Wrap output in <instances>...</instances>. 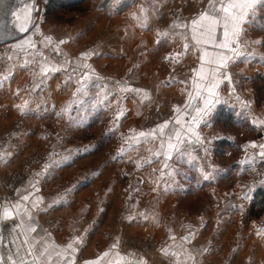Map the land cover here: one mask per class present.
<instances>
[{"label":"crops","instance_id":"0c3cea01","mask_svg":"<svg viewBox=\"0 0 264 264\" xmlns=\"http://www.w3.org/2000/svg\"><path fill=\"white\" fill-rule=\"evenodd\" d=\"M200 2L98 0V8L94 7L93 14L86 16L82 24H65L62 33L54 32L56 39L49 51L44 50L37 40L33 42L31 49L42 57V63H21L18 66L2 63V78L6 76L8 79L0 80V121L20 112L23 122L31 127L25 136L20 130V146L31 145L37 140L53 150L61 148L60 156L52 157L47 166L23 180L16 190V198L1 191V196L8 201L2 205L0 200V215L7 207L13 217L0 224V252L5 257L9 254L22 257L28 253L30 244L43 240L50 250L54 248L60 253L72 244L78 249L66 253L71 256L72 264L92 261L95 264H264L261 213L249 220L239 215L253 187L256 184L264 187V174L255 183L249 181L256 173L257 163L262 162L259 146L264 145V46L255 43L264 41V6L253 22L245 26L247 30L240 38L241 50L247 55L228 64L225 69L227 78L216 77L221 103L205 118L207 126L197 122L189 130L185 121L194 117L198 121L196 105L203 106L202 100L193 97L207 95L200 87L207 83L199 79L201 69L206 71L216 67L207 63V56L204 62L200 56L206 51L233 56L226 50L210 49L207 44H195L192 40L191 21L198 19L208 7V1L204 5ZM91 23L92 31H88ZM181 24L185 26H174ZM85 32L98 40V63H88L92 62L96 49L80 46V37ZM103 42L108 43L111 50L102 49ZM185 45H191L186 54ZM73 55L77 56L78 62L87 63L75 61L70 66L63 63ZM48 60L57 63H44ZM182 63L187 66L183 72L179 71ZM103 65L110 70L103 71ZM173 68H178L177 75L167 84V76ZM30 69H33L35 79L44 83L36 95L28 93ZM36 83L34 81L30 90ZM122 95L125 101L119 106L123 108L121 122L112 120L109 125L103 117H98V108L103 111L110 103L114 107L119 105L116 97ZM157 95L162 100H172L174 117L163 130L159 125L141 129L139 124L144 110ZM73 101L78 103V114L70 109ZM188 104L193 107L188 108ZM29 107L42 111L30 112ZM150 130H156V135H146L142 143H137L139 134ZM173 130L181 133L187 151L183 157L175 156L165 163L168 143L178 142L175 135L171 140L168 138ZM91 131L103 132L104 136L101 139L99 136L84 140L77 138L87 136ZM192 132L199 134L202 144H187L188 138L195 139ZM120 134L122 140H116ZM235 144L236 153L231 154L230 148ZM76 146L81 149V154L76 151ZM97 146L103 150L98 156L92 155ZM6 151L2 156L7 160ZM187 160L193 169L191 174L184 162ZM248 160L250 164L240 163ZM90 162L95 165L88 170L91 180L72 185L55 195L52 197L55 207L45 210L48 190L67 182L74 172L72 170L76 168L78 171L80 166H87ZM109 167L113 170L109 171ZM132 168L142 171L148 185L138 190L136 198L125 197L122 191L120 224L112 236L107 237L105 228L112 211L106 212L117 203L108 196L119 187L123 189L126 173ZM205 176L208 179H204ZM198 180L206 187L203 188ZM192 184L198 189L191 188ZM100 185L103 188L99 198L102 202L98 203L94 191ZM190 190H194L192 194L200 190L207 193L208 200L201 211L208 212V218L201 213L179 217L176 211L173 212V201H179ZM24 197L28 199L24 200ZM109 204L112 205L108 207ZM91 208L98 215L96 225L86 224L83 219ZM223 210L231 211H225L216 222L217 212ZM49 216L56 220L54 228L46 224L45 219ZM30 219L35 221L37 229L29 231L25 240L23 227L12 230L10 226L21 220L26 225ZM127 232L160 238L161 244L154 257L148 259L134 248L125 246L123 238ZM212 236L218 241V250L214 248ZM53 264H61V256L54 253Z\"/></svg>","mask_w":264,"mask_h":264},{"label":"rangeland","instance_id":"374dc122","mask_svg":"<svg viewBox=\"0 0 264 264\" xmlns=\"http://www.w3.org/2000/svg\"><path fill=\"white\" fill-rule=\"evenodd\" d=\"M48 1L49 0L34 1L36 5L35 8L36 10L33 12L34 18H33V24L31 26V31L30 34L27 37H25L24 40H22V42L0 43V80L2 79V75H3L1 70L2 63H14L17 66L21 65V63H42L40 61L41 59L39 58V56L37 54H34V51L33 49H31V46L28 47L27 50L24 49L25 51H22L21 47H16V45L22 44L25 41H30L31 44H34L33 42L37 40L39 43H41L44 50L49 51V47H51L54 44V40L56 39V37H54V32L62 33L63 32L62 30L64 28L63 26L65 24L66 25L82 24L86 16H88L89 14H93L94 11L93 8L94 7L98 8V0H84V2H82L81 4L75 7H71V5L69 4L71 0H61L65 2L64 4L70 8H65V9L57 8L53 10L50 9L51 7L50 5H48L49 4ZM200 1H201L200 5H204L208 0H200ZM42 8L43 9L46 8L47 11L50 12L49 13L43 12ZM93 16L95 17V15ZM91 18L92 17H89L90 20ZM92 25L93 23H91V25L89 26L88 31H92L91 29L93 27ZM80 44L82 48L88 47V49L91 50L94 49V51L96 49L95 51L96 53H94L91 59L92 62H88V63H98V53H97L98 40L94 39L92 35L89 36V34L85 32L82 33V37H80ZM100 47H102V49L106 51L111 50V46L106 42L101 43ZM76 57H77L76 55H73L66 62L63 61V63H68V66H70L71 63H75ZM44 63H57V61L48 60V62H44ZM77 63H81V61L80 62L77 61ZM186 67H187L186 63L180 64L179 71L183 72ZM89 70H91V68ZM102 70L109 71L110 69L108 66L103 65ZM31 71H33V69H30V71L28 72V82H27L29 86L28 93L31 92L32 94L36 95L39 92L38 88H42L44 86V83L43 81H41V79H37V78L35 79V75H33V72ZM177 71L178 68H173L170 71V75H168L166 79L167 84H170L169 82L171 81L169 80L174 79L175 75H177ZM94 74H98V73H94ZM34 81L37 82L36 86H34L32 90H30V88L34 85ZM124 97L125 96L123 95L120 98L116 97V100H118L117 102L119 105L116 104L115 107L112 103H110L109 107L107 109H104L103 111L102 108L99 107L98 117L99 118L103 117L104 120H107V123H109L112 120H117L121 122L123 108L119 106H121L125 101ZM172 103H173L172 100L169 101L162 100L161 98H159V95H157L155 100L145 108L144 116L140 121L139 127L141 129H146V128L158 126L160 124L165 123L166 121L168 122L172 120V119L166 120L164 118L165 116L168 115V111L173 112V114H175V108ZM70 109H72L71 110L72 113H77V114L79 113L80 109L77 101H73V103L70 106ZM29 110L30 112L42 111V109H38L37 107H33V108L29 107ZM20 114H21L20 112L19 114L18 113H16L15 115L13 114L12 116L9 117L8 120L0 121V192L1 191L7 192L8 194L15 196L13 198L17 197L16 190L25 178L29 177L34 171L40 169L42 166H47L48 163L51 161L52 157L61 155L60 153L61 148L59 151L57 149L53 150V148H49L46 147L45 145H41L40 142H38L37 140L32 141L31 145L20 146L21 136H22L20 130L23 132L24 134L23 136H25L26 133L31 131V127L23 122L22 119L23 115ZM104 120L101 121L104 123V126H106ZM18 126L20 128H18ZM10 133H11V137L8 138L7 136L10 135ZM94 136L96 137L99 136V139H101L104 136V134L103 132L94 133V131H91L90 134H88L87 136H77V138L84 140V139L92 138ZM122 138L123 136L121 134L120 136L119 135L116 136V140H122ZM46 139L49 140L50 137L47 135ZM113 142L114 141L109 143H113ZM105 145H107V143ZM236 147L237 145L235 144L230 148L231 154L236 153L235 150ZM6 149L8 151H6ZM102 150L103 147L98 149L97 146L96 151L92 155L95 154V156H98V153ZM3 151H6L5 154L7 155V160L4 159L2 156ZM76 151L78 152V154L82 153L79 147L76 148ZM184 162L186 166L187 165L189 166V172L191 174L193 171V169L191 168V163L188 162V160ZM90 167H95L94 162H90L89 165L87 166H80V169L78 171H76L77 170L76 168L72 170L74 172L70 171L72 172L69 175L70 180H68L65 183L58 184L54 186L51 190H48V192L46 193L48 201L44 206V209L51 210L55 207V202L52 198L55 195L65 192L72 185L79 184L81 182H89L91 180L90 171H88ZM112 170L113 168L109 167V171ZM259 171H263L264 174L263 161L261 162V165L260 162L257 163L256 173L254 174V176ZM132 172H135L136 175H140L144 180H142L138 176L131 179L129 177V174ZM253 177L249 179L250 183H255L252 181ZM191 182L193 181L191 180ZM201 182H202L201 180H198V183ZM122 185H123L122 187L123 189L119 187V189L117 188L118 190H116L115 188L116 191L112 195L108 196L109 199L112 198V201L116 200L117 203L113 205L111 210L106 212L108 214L110 211H112L111 215H109L108 224L106 225L105 228L106 230L105 235L107 237H111L112 233L118 229L120 224L119 211L121 205L119 203V200H121L120 194L122 193V191L125 197L136 198L138 194L137 193L138 190L148 185V179L140 169L132 168L126 173V177ZM200 185H202L203 188L206 187V184L201 183ZM257 185L258 184H256L255 186ZM190 187L193 188L194 190L198 189L194 187L193 184L190 185ZM194 190H190V192L186 196L181 197L179 199L180 202L178 201V199L173 201L174 204L173 212L176 211L175 213L178 214L179 217L182 215L192 216L195 213H201L204 216H206L205 218H208L207 217L208 212L207 214H204L205 212L201 211L205 206L204 203L206 202V200H208L207 193L204 190H200L198 191V193L192 194ZM102 191L103 188L101 185L95 188L94 195L98 197V203L102 202V199H99L102 196L101 195ZM249 196L251 197V193L249 194ZM250 197L247 200L243 211L239 214L240 217L244 220H249L250 218H252V216H250V214L247 212V205L250 200ZM86 200L89 201V198H86ZM176 202L177 204H175ZM111 205L109 204L108 207H110ZM92 209L93 208L89 210L91 213L90 212L87 213V216H85L83 219L86 224L96 225V223H98V215L96 214V211H92ZM225 211L223 210L217 212L216 222L220 221V219L222 218V214ZM230 211L231 210H228L226 212H230ZM261 220L264 221V210L261 212ZM45 221L49 228H54L56 225V220L54 217L49 216L45 219ZM212 242L215 243L214 248L218 250L219 248L218 241H215L213 238ZM123 243L127 247L134 248V250L144 255V257L151 259L159 250L161 239L151 234L127 232L123 238Z\"/></svg>","mask_w":264,"mask_h":264},{"label":"snow or ice","instance_id":"6c2138e0","mask_svg":"<svg viewBox=\"0 0 264 264\" xmlns=\"http://www.w3.org/2000/svg\"><path fill=\"white\" fill-rule=\"evenodd\" d=\"M4 4L5 0H0V10L3 9ZM261 6H264V0H208V7L200 13L198 19L191 21V38L195 44H207L210 49L226 50L231 52L235 59H233V56H226L221 52L213 54L212 52L206 51L200 56L202 62L205 61V56H207V63L216 65V67L208 68L206 71L203 68L201 69L202 75H200L199 79L207 81V83L200 87L203 88L207 95L193 97L194 100H202L203 106L199 104L196 105V111L199 113L198 121L195 117L192 120L185 121L189 130H191L193 124L197 122L203 126H207L208 122L205 118L210 115L217 104L221 103L217 91L219 84L215 82L216 77L219 75L222 78H227L225 69L228 64L236 63L241 56L247 55V53L241 50L240 38L247 30L245 26L253 22ZM35 10L34 0H32L25 9L29 22H31L32 12ZM11 16L13 18L11 21L13 27L21 32L27 31V28L20 24L21 16L18 10L12 11ZM6 26L7 24L5 21L0 19V30H3ZM174 26L184 27L185 25L181 24ZM255 43L264 46V41H256ZM30 46H33L30 41H25L22 44L16 45V47L25 49ZM189 47H191V45H185V54ZM73 71H75V69ZM2 79H8V77L5 76ZM187 107L192 108L193 105L188 104ZM20 111L23 112L24 109L20 108ZM186 115H191V113L186 112ZM176 123L179 124L180 121L177 120ZM167 126L168 122L166 121L158 127L160 130H163ZM191 134L195 136V139H187L186 142L189 146L203 143L198 133L192 132ZM146 135L155 136L156 130H150L148 133L141 132L139 134V139H137V143H142ZM173 135L176 136L178 142L176 144L171 142L168 143V151L165 153V163H167L169 159H174L175 156L183 157V153L187 151V149L183 147L185 139L181 138V133L175 130L170 131L169 140L172 139ZM252 147H256V145L252 144ZM259 147L262 150L259 155L261 160L264 161V145H260ZM122 154L123 153H121V155ZM157 155H159V153H157ZM240 163L242 165L250 164L251 161H241ZM45 178H47V170ZM204 179H208V177L205 176ZM23 199L27 200L28 198L24 197ZM19 211L20 209L18 207L17 213H19ZM11 218L13 217L10 215L8 208L5 207L3 214L0 215V224H3L4 221ZM10 227L12 230H15L17 227H23L25 230V240L28 239L27 233L29 231H36L37 229L35 221L31 219L26 225L21 220L20 223L13 224ZM185 239H188V237ZM82 246L81 244V247ZM69 250L78 251L72 244H69L68 249H66L64 253L55 252L54 248L52 250L49 249L46 241L35 240L29 245L27 257L15 258L12 254L5 257L3 253L0 252V264H53L54 253L57 256H61V264H72L71 256L66 254ZM88 264H95V262H88ZM135 264H139V262H135Z\"/></svg>","mask_w":264,"mask_h":264},{"label":"water","instance_id":"95a60500","mask_svg":"<svg viewBox=\"0 0 264 264\" xmlns=\"http://www.w3.org/2000/svg\"><path fill=\"white\" fill-rule=\"evenodd\" d=\"M31 2L32 0H5L3 9L0 10V19H3L7 24V26L3 30H0V43L22 42V40H24V38L30 34L31 26L33 24L34 11L32 12L31 22H29L25 9L28 6V4ZM34 7L36 8L35 3H34ZM14 10H18L20 12V16H21L20 24L26 27L27 31L21 32L12 26L11 21L13 18L11 16V12ZM0 200H2V205L6 204V202L8 201L5 197H2L1 195H0ZM0 213H1V202H0ZM22 255H23L22 257H27V253Z\"/></svg>","mask_w":264,"mask_h":264},{"label":"trees","instance_id":"16d2710c","mask_svg":"<svg viewBox=\"0 0 264 264\" xmlns=\"http://www.w3.org/2000/svg\"><path fill=\"white\" fill-rule=\"evenodd\" d=\"M82 2H84V0H79V1L71 0L69 4L71 5V7H75L81 4ZM48 3H49L48 5H50L51 7L50 9H53V10L57 8L59 9L70 8L64 4L65 2L61 0H49ZM43 12L49 13L50 11H47V9L45 8L43 9ZM41 62L43 61L41 60ZM81 63H85V62H81ZM263 209H264V187L257 185L254 187V189L251 192V197L247 205V212L250 214V216L254 217V216L259 215L263 211Z\"/></svg>","mask_w":264,"mask_h":264},{"label":"built area","instance_id":"2783aa9c","mask_svg":"<svg viewBox=\"0 0 264 264\" xmlns=\"http://www.w3.org/2000/svg\"><path fill=\"white\" fill-rule=\"evenodd\" d=\"M174 117V114H173V112H170V111H168V115L167 116H165L164 118L166 119V120H169V119H172ZM18 128H20L19 126H18ZM8 138H10L11 137V133H10V135H8L7 136ZM260 165H261V162H260ZM261 167V166H260ZM262 175H263V171H259L253 178H252V181L253 182H256V181H259L261 178H262ZM140 177L142 180H144L140 175H136L135 174V172H132V173H130L129 174V177L131 178V179H133V178H135V177ZM1 193V192H0ZM10 196L13 198V197H15V196H13V195H11L10 194ZM153 244H154V242H153Z\"/></svg>","mask_w":264,"mask_h":264},{"label":"bare ground","instance_id":"6f19581e","mask_svg":"<svg viewBox=\"0 0 264 264\" xmlns=\"http://www.w3.org/2000/svg\"><path fill=\"white\" fill-rule=\"evenodd\" d=\"M0 195H1V193H0Z\"/></svg>","mask_w":264,"mask_h":264}]
</instances>
